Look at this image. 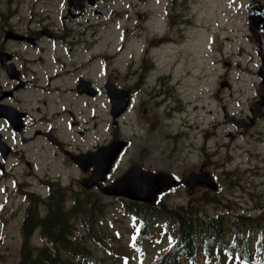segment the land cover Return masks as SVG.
Segmentation results:
<instances>
[{
    "label": "flooded vegetation",
    "instance_id": "af4514ba",
    "mask_svg": "<svg viewBox=\"0 0 264 264\" xmlns=\"http://www.w3.org/2000/svg\"><path fill=\"white\" fill-rule=\"evenodd\" d=\"M87 1L81 6H66V14L57 15L56 19L47 11L40 16L32 14L26 21L22 17L13 20V33L19 36H13L10 42L0 39V49L13 54L9 62L13 63V79L7 77L6 86L0 83V103L13 107V126L0 117V133L9 146L6 154L0 151V176L13 174L19 181V174L26 177L27 188H39L31 192L43 197L42 216L62 209L66 199L71 203L88 197L90 202L105 198L100 190L132 167L168 172L180 181L178 187L162 193L155 205L139 203L145 208H156L165 204L162 200L167 194L189 193L188 173L209 168L208 156L193 163L192 151L181 148L179 158V147H170L179 135L178 116H182L183 126H188L189 121L185 118L187 106L178 98L174 68L168 62L163 67V61L167 54L166 58L171 59L169 50L178 46L185 56L190 55L187 42L194 22L187 2L182 1L175 10L177 1L165 0L164 29L143 37L136 26L132 34L125 35L123 49L127 59L122 73L115 76L97 67L98 58L103 55L97 48L99 37L91 12L98 11ZM0 71L6 75L1 65ZM114 90L122 93L125 104L117 125L113 118ZM99 100L102 108H108L107 117H99ZM251 111L254 115L260 112L255 106ZM180 130L186 131L183 127ZM162 137L169 148L164 155ZM115 139H123L127 147L96 181L99 183L89 188V179L96 177L99 166L105 163L103 156L94 153ZM11 159L13 169L9 165ZM116 171L122 173L115 174ZM199 190L206 192L204 187H197L195 195ZM28 201L26 213H33L39 202L36 198L33 203ZM190 222L191 217L187 216L186 224ZM159 225L178 230V224L167 217Z\"/></svg>",
    "mask_w": 264,
    "mask_h": 264
},
{
    "label": "rangeland",
    "instance_id": "374dc122",
    "mask_svg": "<svg viewBox=\"0 0 264 264\" xmlns=\"http://www.w3.org/2000/svg\"><path fill=\"white\" fill-rule=\"evenodd\" d=\"M164 2L100 0L101 13L95 15L91 12V19L93 15L97 18V22L92 19L95 31L98 30L97 48L105 44L104 52L106 50L107 55L106 62L98 63L97 67L107 69L115 76L120 75L117 72H122L127 59V52L122 49L123 27L130 26L132 30L140 22L139 25H143L149 33L164 29ZM257 2L264 4V0H188V14L194 22L189 30L187 49L190 55L185 58L186 53L178 46L176 50H169L171 59L166 58L167 54L163 61V67L168 62L174 68L179 83L178 95L187 106L185 118L196 126L192 132L183 131L181 135L184 137L174 139L170 147H179V158L181 148L192 151L195 160L201 157V151L203 154L209 153V156H205L210 157V171L219 184L221 195L233 200L229 201L232 205L230 208H223L228 219L234 218L230 215H235V210L252 213L255 217L264 212V114L253 121L251 112L254 101L260 99L257 91L261 84L258 72L264 68V43L261 49L249 29L248 14ZM134 4L139 7L136 8ZM33 6L40 14L46 9L43 6H50V13L56 19L61 14L57 12L59 8L64 13L67 0H0V39L4 29L13 27V20L27 18ZM158 9H161V13L149 12ZM146 14L149 17L145 21ZM224 62H231V67H225ZM0 79L3 85L7 83V77L1 72ZM224 80L230 81L231 89L220 87ZM98 112L99 117L108 116V108H102L101 100L98 101ZM176 125L178 129L182 125L181 115ZM230 133L235 134L233 139ZM193 144L196 148L191 150ZM161 145L164 155L169 150L168 143L162 141ZM9 165L13 169V159ZM121 172L116 171L115 174ZM11 175L3 180L0 177V264H19L23 255L21 222L25 216L22 211L23 195L19 190L24 187L17 188ZM18 178L19 185H22L26 177ZM186 197V193L170 194L168 204L185 203ZM201 197L198 194L196 199L200 201ZM210 198L209 194V201ZM104 201V205H98V215L90 232L83 225L84 219L85 223H89L90 216H79L74 221L77 234L83 231L87 233L84 242L97 264H152L169 247L171 240L161 231L159 235H156L157 231L147 239L138 237L135 226L131 230L128 227L132 224L129 221L131 216L123 211L122 203L113 198ZM204 209L211 214L217 213L216 207L210 203ZM241 237H247L253 247L259 240L264 242V232L255 229H246ZM32 243L43 244L38 235L32 239ZM33 249L32 244L26 247L27 255ZM198 256L204 263L202 251ZM222 260L223 264H252L241 262L235 255L225 254Z\"/></svg>",
    "mask_w": 264,
    "mask_h": 264
},
{
    "label": "trees",
    "instance_id": "16d2710c",
    "mask_svg": "<svg viewBox=\"0 0 264 264\" xmlns=\"http://www.w3.org/2000/svg\"><path fill=\"white\" fill-rule=\"evenodd\" d=\"M210 197V202L216 204L219 208L228 209L232 206L229 201L222 199L219 195H211ZM159 212L156 216L163 215L179 223V237L174 247L165 253V255H162L156 264H181L184 256L190 259V264H201L197 260L198 250H203L206 258L211 261V257L213 255H219L223 249L229 252L238 249V245L247 246V242L241 239V233L251 226L259 227V220H261L259 217L250 222V217L239 216L237 214L230 215L234 216V218L228 219L227 215L221 211H218L216 214H210L209 216H192L187 214L183 217H179L181 215L175 213V211H169L166 208ZM186 216H192L191 222L188 225L186 224ZM229 222L231 223L230 226L228 225ZM69 231L70 225L66 221L64 243L67 252L81 256L89 264H95L96 259L90 252L85 250L84 246L77 248L72 241L68 240L67 233ZM226 234L230 237L231 242L225 240ZM260 248H262V251L259 250ZM259 249L255 252L254 258L256 259L253 264H264V244L259 245ZM40 256L32 264H77L71 259L61 258L58 253H52L49 249L43 250ZM22 264H26V260Z\"/></svg>",
    "mask_w": 264,
    "mask_h": 264
},
{
    "label": "water",
    "instance_id": "95a60500",
    "mask_svg": "<svg viewBox=\"0 0 264 264\" xmlns=\"http://www.w3.org/2000/svg\"><path fill=\"white\" fill-rule=\"evenodd\" d=\"M77 0H69V4H73ZM249 21H250V29L255 34L258 41H260V35L258 33V29L262 24L264 28V5L259 7H254L251 12L249 13ZM6 39H13V30L6 31L5 34ZM10 55L0 51V59L6 60L9 58ZM229 65V64H227ZM10 68L13 66H8V71L11 76H13V71H10ZM222 87L230 86L228 82L221 83ZM114 116L117 117L122 112V96L119 93H114ZM122 109V110H121ZM0 116H5L11 122H13V111H9L4 107L0 106ZM124 147V143L121 141H115L112 145L108 147H104L101 150V154L105 155L108 160L109 165H111L121 150ZM164 175V174H163ZM148 177H144L141 181L139 173L136 169H132L127 172L124 176L119 178L111 187L104 189V192L108 195H122L131 199L135 200H144L149 202H154L156 199L157 193L161 192L164 187L170 188L178 185L175 181H169L162 177L159 179L160 175L155 176L158 178L153 180ZM199 175H193L190 177L191 181H194L197 184H202V180L198 179ZM154 178V177H153ZM204 182L211 187L212 189H217V185L213 182L212 179L204 180ZM149 184L154 185V187L150 188L147 187ZM135 185V186H134Z\"/></svg>",
    "mask_w": 264,
    "mask_h": 264
},
{
    "label": "bare ground",
    "instance_id": "6f19581e",
    "mask_svg": "<svg viewBox=\"0 0 264 264\" xmlns=\"http://www.w3.org/2000/svg\"><path fill=\"white\" fill-rule=\"evenodd\" d=\"M106 65V64H105Z\"/></svg>",
    "mask_w": 264,
    "mask_h": 264
}]
</instances>
